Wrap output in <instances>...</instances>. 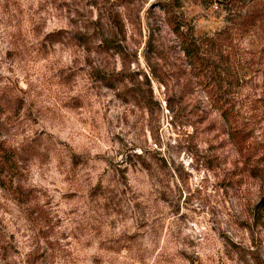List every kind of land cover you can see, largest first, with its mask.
I'll return each instance as SVG.
<instances>
[{"label":"rangeland","instance_id":"1","mask_svg":"<svg viewBox=\"0 0 264 264\" xmlns=\"http://www.w3.org/2000/svg\"><path fill=\"white\" fill-rule=\"evenodd\" d=\"M0 100V264H264V0H0Z\"/></svg>","mask_w":264,"mask_h":264},{"label":"trees","instance_id":"2","mask_svg":"<svg viewBox=\"0 0 264 264\" xmlns=\"http://www.w3.org/2000/svg\"><path fill=\"white\" fill-rule=\"evenodd\" d=\"M178 35L180 38V47L182 48V51L184 52L186 58L188 59V63L190 66L197 68L198 70L206 69L208 68V62L205 60V58L201 54V46L200 44L193 40L191 37L187 35H183L181 32ZM11 110L10 105L6 102H3L0 100V128H3L6 126V124L10 121L12 118V115L9 114V111ZM33 143L26 144L22 147V150L20 153L12 155L5 153L3 155V162L6 167H8L9 170L16 169V162L17 158H21L26 155H28L32 151V145ZM264 211V204L261 207L258 216Z\"/></svg>","mask_w":264,"mask_h":264}]
</instances>
